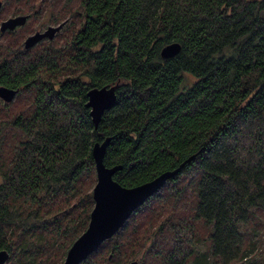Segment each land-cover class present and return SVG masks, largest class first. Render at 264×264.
<instances>
[{
  "label": "trees",
  "instance_id": "16d2710c",
  "mask_svg": "<svg viewBox=\"0 0 264 264\" xmlns=\"http://www.w3.org/2000/svg\"><path fill=\"white\" fill-rule=\"evenodd\" d=\"M1 1L20 14L39 0ZM42 4L70 15L62 36L19 50L0 34V87L18 90L0 102L6 264H62L87 228L91 149L106 138L122 187L181 168L81 264H264V0ZM112 86L95 129L86 93Z\"/></svg>",
  "mask_w": 264,
  "mask_h": 264
},
{
  "label": "water",
  "instance_id": "95a60500",
  "mask_svg": "<svg viewBox=\"0 0 264 264\" xmlns=\"http://www.w3.org/2000/svg\"><path fill=\"white\" fill-rule=\"evenodd\" d=\"M2 2L0 1V8ZM26 16H17L1 23L0 32L13 31L26 23ZM65 21L57 26H49L43 32H36L24 41V49L29 50L43 40H53L65 25ZM180 51L178 43L164 46L160 51L163 59L176 56ZM116 87L92 88L86 93L85 107L95 129L98 127L103 113L110 109L116 101ZM18 90L0 87V100L5 104L11 103ZM110 139L96 142L91 149L95 167L96 182L92 188L93 208L85 231L72 243L62 264H81L93 254L105 241L111 239L125 225L130 216L145 202L156 194L164 184L178 174L180 167L166 171L153 180L133 188L122 187L113 177L121 167H106L104 155ZM9 253L0 251V264H6ZM129 264H137L132 261Z\"/></svg>",
  "mask_w": 264,
  "mask_h": 264
},
{
  "label": "rangeland",
  "instance_id": "374dc122",
  "mask_svg": "<svg viewBox=\"0 0 264 264\" xmlns=\"http://www.w3.org/2000/svg\"><path fill=\"white\" fill-rule=\"evenodd\" d=\"M42 3H43V0H39V1L35 2V5H34L35 8H34V10H30L31 13L22 12L20 14H10L9 10L6 13H4L5 10H3V13H2V10L0 12V19H2V20L6 19L7 17L15 16V15H21V14L29 15V19H28L27 24L24 27L18 28L16 31H14L17 35H19L21 37V39H20L21 47H19V50H23V41L28 36L34 34L37 31L38 32H43L49 26H57V25L63 23L64 21L66 22L65 23L66 26L64 25L62 27V29L60 30V32L55 35V37L58 36V35L62 36L65 32L68 31L67 30V26L70 23L67 24V22L70 20L69 19L70 15L69 14L63 15V14H60L59 12H55V11L52 12V11H50L52 9L51 7L47 8ZM55 37L53 38V40L55 39ZM53 40H47V41H53ZM43 41L44 42L41 41L42 44L46 45L47 41H45V40H43ZM41 42H39L38 45L41 44ZM36 45L34 47H36ZM14 100H15V98H14ZM0 102H1V100H0ZM260 233H261L260 231L254 232V234L252 235L253 236V241H256L257 239H263V235L262 234H264V233H262V234H260ZM262 245H264V243ZM260 250L261 249H258V251H260ZM63 261H64V259H63Z\"/></svg>",
  "mask_w": 264,
  "mask_h": 264
},
{
  "label": "flooded vegetation",
  "instance_id": "af4514ba",
  "mask_svg": "<svg viewBox=\"0 0 264 264\" xmlns=\"http://www.w3.org/2000/svg\"><path fill=\"white\" fill-rule=\"evenodd\" d=\"M1 1V0H0ZM2 2V6H1V8H0V12H1V10H3V6H4V4H3V1H1ZM17 16H26L27 17V20H26V23L23 25V26H20V27H17V28H15V30H13V31H8V30H6L5 32H0V34H6V33H8V32H14V31H16L18 28H21V27H24L26 24H27V22H28V19H29V15H27V14H21V15H15V16H10V17H7L6 19H0V26H1V23L2 22H4V21H6V20H8V19H10V18H14V17H17ZM38 32V31H37ZM36 33V32H35ZM25 41V40H24ZM24 41H23V44H24ZM23 48H24V46H23ZM2 102V101H1ZM3 104H5L4 102H2Z\"/></svg>",
  "mask_w": 264,
  "mask_h": 264
}]
</instances>
